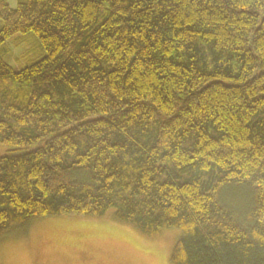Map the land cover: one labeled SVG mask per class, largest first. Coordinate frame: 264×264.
Here are the masks:
<instances>
[{"label": "trees", "instance_id": "trees-1", "mask_svg": "<svg viewBox=\"0 0 264 264\" xmlns=\"http://www.w3.org/2000/svg\"><path fill=\"white\" fill-rule=\"evenodd\" d=\"M0 144V241L110 212L264 264V0H0Z\"/></svg>", "mask_w": 264, "mask_h": 264}, {"label": "rangeland", "instance_id": "rangeland-1", "mask_svg": "<svg viewBox=\"0 0 264 264\" xmlns=\"http://www.w3.org/2000/svg\"><path fill=\"white\" fill-rule=\"evenodd\" d=\"M17 0H7L15 7ZM4 60L14 69L26 65V44L6 42ZM8 153L0 144V156ZM177 229L146 239L133 228L114 222L110 212L100 219L50 217L30 223L24 236L0 241V264H170Z\"/></svg>", "mask_w": 264, "mask_h": 264}]
</instances>
